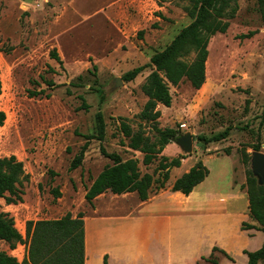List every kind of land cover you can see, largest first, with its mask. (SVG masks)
I'll use <instances>...</instances> for the list:
<instances>
[{
  "label": "rangeland",
  "instance_id": "374dc122",
  "mask_svg": "<svg viewBox=\"0 0 264 264\" xmlns=\"http://www.w3.org/2000/svg\"><path fill=\"white\" fill-rule=\"evenodd\" d=\"M236 3L227 32L210 41L202 88L195 90L186 81L168 84L172 104L157 107L161 129H174L180 136L210 137L230 128L229 137L208 145L198 140L190 154L174 139L153 164L145 166L144 155L129 148L121 123L155 137L153 125L139 116L148 101L142 86L152 69L148 67L131 82L122 77L147 65L190 24L185 11L189 0H0V110L7 117L0 129V159L17 157L27 176L19 185L21 202L7 204L0 199V213L9 214L23 235L28 221L82 213L89 220V231H104L90 253L91 264H103V250H110V264H125L123 256L113 252L110 240L116 228L130 223L124 217L138 215L142 203L137 193L111 192L96 198L92 206L87 202L88 188L112 165L102 148L123 160L137 159L142 174H155L161 156L169 160L186 156L180 168L171 169L166 187L198 161L211 174L207 192L228 195L233 183L245 184L252 163L249 167L243 163L242 150L251 159L257 152L254 146L264 152V26L257 0ZM54 50L62 64L52 56ZM116 79L122 84L117 86ZM98 112L105 122L103 141L92 138L97 135ZM87 142L82 165L70 170ZM55 188L62 193L60 198L52 192ZM159 192L153 189L151 195ZM169 204L157 205L156 213L184 208ZM239 218L231 225L233 237L226 240V251L234 261L216 253L219 264H244L239 248L246 242L237 226ZM159 240L153 237L149 248L158 251ZM212 242L204 239L202 250ZM0 251L17 255L20 261L27 252L25 244L11 250L3 241ZM133 259L142 264L143 257L134 254Z\"/></svg>",
  "mask_w": 264,
  "mask_h": 264
},
{
  "label": "trees",
  "instance_id": "16d2710c",
  "mask_svg": "<svg viewBox=\"0 0 264 264\" xmlns=\"http://www.w3.org/2000/svg\"><path fill=\"white\" fill-rule=\"evenodd\" d=\"M158 1L163 3L170 0ZM236 1L189 0L185 11L191 18L190 24L184 27L168 46L155 53L147 65L136 67L123 75V81L131 82L148 67L152 69L142 86L148 101L139 116L143 121L153 125L155 137L146 136L142 129L133 131L125 121L121 123L122 132L129 140V148L144 155L145 166L153 164L166 146L180 136L174 129L158 127L160 118V112L157 111L158 105L170 107L172 104L168 84L178 86L186 81L195 90L202 88L207 79L206 64L210 41L216 34L227 32L230 25L229 20L234 17L237 9ZM257 3L264 26V0H257ZM142 35L143 31L140 32V36ZM52 56L62 64L55 50ZM49 85L56 86L53 82H49ZM2 88L3 83L0 77V95ZM83 106L88 108L86 104ZM6 118V113L0 110V129L4 126ZM96 123L97 135L92 138L103 141L105 122L101 112L96 115ZM230 130L228 128L210 137L198 136L199 143L208 145L222 142L229 137ZM88 146L87 142L72 161L70 170H75L82 165ZM254 150L261 151L260 146H254ZM101 152L111 161L112 165L105 167L88 188L85 198L91 206L96 198L106 192L114 195L137 193L141 202L148 201L153 189L161 191L166 188L171 169L179 168L182 159L187 158L183 156L169 160L161 156L155 170L158 177L155 178V174H142L137 159L123 160L119 155L107 153L103 148ZM241 153L243 163L249 167L251 156L244 150ZM209 173L204 163L198 161L188 173L174 182L171 191L188 196L208 177ZM24 179H27L24 165L17 157L12 155L0 159V199H5L7 204L21 202L19 185ZM242 188L246 189L249 217L257 225L243 222L241 230L258 229L264 234V187L258 183L251 169L247 171L246 183L242 185ZM52 192L56 198L62 196L59 188L53 189ZM0 241L7 243L11 250L16 249L18 244H25L27 250L21 262L6 252L0 251V264H86L85 226L82 213L76 217L67 213L59 219L28 221L25 235L18 231L14 219L9 214L0 213ZM216 253L229 261H234L225 250L217 246L213 247L211 255L204 259L210 264H219V259L215 257ZM243 253L248 257L247 264L264 263V242L259 250L255 252L244 250ZM103 264H110L107 254L103 256Z\"/></svg>",
  "mask_w": 264,
  "mask_h": 264
},
{
  "label": "crops",
  "instance_id": "0c3cea01",
  "mask_svg": "<svg viewBox=\"0 0 264 264\" xmlns=\"http://www.w3.org/2000/svg\"><path fill=\"white\" fill-rule=\"evenodd\" d=\"M184 162L185 160L182 159L181 166ZM194 165L188 166L184 174L188 173ZM210 176L209 173L208 177L188 196L171 191L174 183L156 195L150 194L148 201L141 202L142 206L138 215L124 217L127 219L124 221L130 223L121 224L119 229L116 228L112 233L110 242L114 246L113 252L122 255L125 264L136 263L133 259L134 254L143 257L142 264H207L208 262L204 258L211 255L213 247L217 246L228 251L226 240L233 237L231 225L234 219L240 217L237 221L240 230L243 222L257 224L253 221L250 222L249 202L246 191L242 188L244 183L239 187L234 186L233 183L231 193L218 195L205 190ZM166 194H169L167 199L164 197ZM163 200H167L165 202L168 204L170 202L169 205H182L184 208L180 212L161 209L156 213L157 205L167 204H163ZM179 200L180 202H178ZM88 221L84 215L85 261L86 264H91L90 253L98 247L97 244L103 239L104 231H89ZM241 231L245 236L246 243L239 248V251L244 259V264H247L248 257L243 251L255 252L259 250L264 242V234L258 229ZM153 237L160 239L158 251L149 248ZM204 239H213L205 251L202 250ZM100 253L101 257L107 254L110 260V250H103ZM13 257L21 262L17 255H13Z\"/></svg>",
  "mask_w": 264,
  "mask_h": 264
},
{
  "label": "water",
  "instance_id": "95a60500",
  "mask_svg": "<svg viewBox=\"0 0 264 264\" xmlns=\"http://www.w3.org/2000/svg\"><path fill=\"white\" fill-rule=\"evenodd\" d=\"M122 84L121 79H116V85ZM175 142L182 148L185 154H190L193 151L194 143L198 142L197 136H192L190 133L179 136ZM251 168L255 177L258 178L260 185L264 186V152H253L251 159Z\"/></svg>",
  "mask_w": 264,
  "mask_h": 264
}]
</instances>
